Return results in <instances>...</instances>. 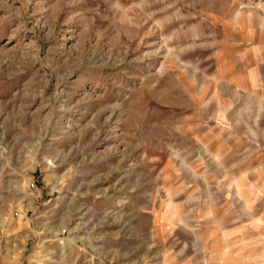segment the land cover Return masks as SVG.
Masks as SVG:
<instances>
[{
	"label": "rangeland",
	"instance_id": "obj_1",
	"mask_svg": "<svg viewBox=\"0 0 264 264\" xmlns=\"http://www.w3.org/2000/svg\"><path fill=\"white\" fill-rule=\"evenodd\" d=\"M0 264H264V0H0Z\"/></svg>",
	"mask_w": 264,
	"mask_h": 264
}]
</instances>
